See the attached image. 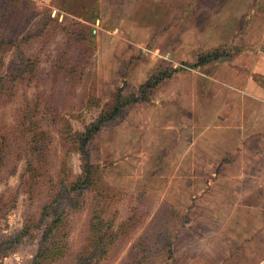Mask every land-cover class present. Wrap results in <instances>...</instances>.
Returning <instances> with one entry per match:
<instances>
[{
  "label": "rangeland",
  "instance_id": "rangeland-1",
  "mask_svg": "<svg viewBox=\"0 0 264 264\" xmlns=\"http://www.w3.org/2000/svg\"><path fill=\"white\" fill-rule=\"evenodd\" d=\"M49 241L264 264V0H0V264Z\"/></svg>",
  "mask_w": 264,
  "mask_h": 264
},
{
  "label": "trees",
  "instance_id": "trees-1",
  "mask_svg": "<svg viewBox=\"0 0 264 264\" xmlns=\"http://www.w3.org/2000/svg\"><path fill=\"white\" fill-rule=\"evenodd\" d=\"M219 54H214L212 55L214 57V59L218 58ZM202 62H199L198 64L201 65ZM97 127H93L90 130L92 131V133H94L96 131ZM44 218V217H43ZM61 216L57 215V221H61ZM44 221V220H43ZM51 233V231L49 232ZM45 241H43L44 243ZM63 245L66 246V243H64ZM65 246L63 247H57V245L55 243H53L52 241L47 242V245L43 248V250L37 251L36 253V258L38 259V263L37 264H46L45 262L50 258V257H55L56 254H58L59 256L62 255L63 253L61 252L62 250H64Z\"/></svg>",
  "mask_w": 264,
  "mask_h": 264
}]
</instances>
